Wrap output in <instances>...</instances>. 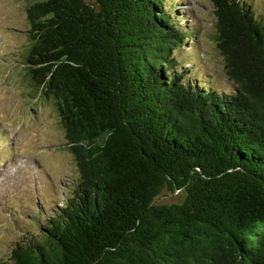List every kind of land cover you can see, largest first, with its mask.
Listing matches in <instances>:
<instances>
[{
    "label": "trees",
    "instance_id": "trees-1",
    "mask_svg": "<svg viewBox=\"0 0 264 264\" xmlns=\"http://www.w3.org/2000/svg\"><path fill=\"white\" fill-rule=\"evenodd\" d=\"M166 1L27 4L22 64L79 177L0 264H264V15L209 0L223 92L180 65Z\"/></svg>",
    "mask_w": 264,
    "mask_h": 264
},
{
    "label": "rangeland",
    "instance_id": "rangeland-1",
    "mask_svg": "<svg viewBox=\"0 0 264 264\" xmlns=\"http://www.w3.org/2000/svg\"><path fill=\"white\" fill-rule=\"evenodd\" d=\"M32 0H0V261L16 241L39 235V224L62 204L79 177L56 109L29 84L22 54L28 49L26 6ZM88 3L94 0H86ZM249 2L264 15V0ZM173 19L191 30L174 55L192 79L230 92L214 35L209 0H168ZM181 191H165L158 204L180 203Z\"/></svg>",
    "mask_w": 264,
    "mask_h": 264
}]
</instances>
